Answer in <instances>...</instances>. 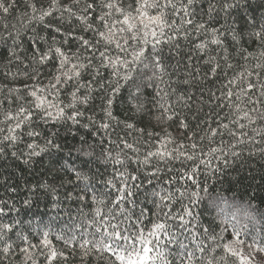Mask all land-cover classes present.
<instances>
[{
	"label": "trees",
	"instance_id": "trees-1",
	"mask_svg": "<svg viewBox=\"0 0 264 264\" xmlns=\"http://www.w3.org/2000/svg\"><path fill=\"white\" fill-rule=\"evenodd\" d=\"M32 2L43 10L50 4V0ZM96 2L100 3V0ZM122 2L127 6L134 4L135 0ZM177 2L179 6L187 0ZM222 2L193 0L191 17H185L183 13L173 16L168 10L167 18L169 22L175 20L178 33L174 36L173 31L165 29L166 35L157 45L149 37V42L141 45L146 56L135 64L131 55L110 46L108 54L113 59L119 55L129 61L127 68L117 66L119 76H112V67H100L99 51H103V47L86 49L79 39L83 37L95 43L93 29L100 24L96 19L101 15L99 7L93 9L89 17L88 23L93 29L86 30L87 24L66 12L55 11L52 16L45 17L43 23L27 20L32 15L27 6L29 0H6V4L13 7L8 13L0 10V207L5 210L0 215V223H11L14 230L0 242V264H32L20 251L25 247L20 239L22 236H27L31 244L38 246L30 250L35 264H49L47 250L41 246L44 232H48L52 248L63 253L51 264H119L109 252L91 251L85 255V249L81 247L84 238L99 239L90 223L96 207H101L105 213L108 208H112L114 214L119 212V207L110 203L115 198V189L106 183L118 171L136 175L137 180L129 183L139 185L133 189L135 196L131 199L134 204H123L131 219L124 220L122 228L138 231L135 222L143 210V224L140 226L147 233L159 212L152 194L164 188L176 192L172 212L181 209L182 204H188L191 193H198L192 197L196 203L190 207L194 217L192 223L198 226L199 240L208 249L204 254L205 261L210 256L219 258L224 255L220 249L213 251L215 244L211 237L230 241L234 229L240 231V239L246 244H251L253 238L264 242V119L261 118L264 116V96L259 91H249L252 100L260 101L257 104L249 103L243 97L237 100L236 95L226 96L229 90L239 94L240 89L246 87L240 79L241 75H247L245 69L251 71L257 63L264 64V59L260 58V53L264 52V39L255 36L264 29V0H227L233 5L227 11L221 9ZM62 4L71 5V0H62ZM84 4L85 0H81L78 6H74L77 15ZM187 18L193 19L194 23L184 25L182 21ZM199 23L223 33L219 36L223 43L212 44L208 32H197L196 24ZM56 27L61 31L55 32ZM40 36L44 40H39ZM53 38L70 57L79 55V61L73 58L68 67L78 62L88 65L91 60V65L81 70L78 81L91 84V98L88 104L79 106L84 115L78 117L77 123L71 120L45 123L36 116L17 129L19 139L11 144L3 137L9 135L7 130L15 121H7L5 116L29 105L32 97L28 92L33 86L48 85L57 70L58 60L36 65L32 56L36 47L46 50ZM201 43L206 44L203 50L196 47ZM135 47L132 42V48ZM156 60H159L160 68L156 67ZM213 67H217L215 73ZM36 71L40 74L33 80L31 76ZM256 71L260 73V79L258 81L253 76L251 81L255 84L264 82V70ZM125 75L129 76L127 80L123 79ZM234 77L237 85L229 89L228 82ZM75 83L73 81L61 89L60 100L64 104L70 102L69 93L75 90ZM100 83L105 84V89H100ZM117 83L119 91L111 96L110 111L114 119L107 120L104 114L106 98ZM87 93V88H81L78 94ZM237 104L244 111L259 110L250 113L254 122L240 120L245 125L243 129L233 123L242 115L236 111ZM139 105L143 107L138 110ZM160 105L169 111L165 114ZM71 111L68 110V115ZM102 122H108L110 127L101 128ZM182 122L186 127H181ZM126 124L133 127L127 128ZM224 124L228 125L227 129L221 127ZM210 129H217V134L213 136ZM29 131L39 135L30 137L27 135ZM49 139L59 147L47 148L39 156L29 155L32 151L27 148L29 143L44 148ZM238 140L241 143H237ZM125 143L133 147L126 148ZM192 144L197 145L196 149H192ZM162 147L169 151L178 150L177 154L183 151L194 158L188 160L182 156L160 161L149 157V164L142 163L148 152ZM233 152L239 155L234 157ZM117 160L123 163H117ZM154 168L160 171L149 175ZM75 172H80L87 180L77 179ZM185 172L191 173L193 179L189 180ZM86 185L88 195L81 201L78 197L85 194ZM180 192L186 193L183 199ZM93 195L104 200L107 207L94 204ZM26 200L29 203L25 204ZM117 219L123 220V217ZM204 229L208 230L207 233ZM180 239L194 247L190 237L185 239L182 235ZM6 244L12 245L7 254L3 251ZM161 246L168 253V260L178 264V245L162 237ZM245 253L251 258L255 254L264 255L260 251L248 253L247 248ZM197 264L201 262L197 261ZM217 264L223 262L218 259ZM228 264L236 262L229 258Z\"/></svg>",
	"mask_w": 264,
	"mask_h": 264
},
{
	"label": "snow or ice",
	"instance_id": "snow-or-ice-1",
	"mask_svg": "<svg viewBox=\"0 0 264 264\" xmlns=\"http://www.w3.org/2000/svg\"><path fill=\"white\" fill-rule=\"evenodd\" d=\"M81 0H71V5L62 4V0H50L49 7L46 10L42 8H37L36 3L29 0L28 7L31 9L32 15L27 17V20H35L41 23L44 22L45 17L52 16L55 11L66 12L69 16H76L78 20L87 24V29H93V25L88 23L89 17L92 14V10L99 7L101 9V15L96 17L100 22L93 30L96 34L95 43H92L88 39L80 37L79 39L82 42V45L86 49L99 50V47H103V51H99L100 67H112L114 70L112 76H119L118 65H122L127 68L129 61L123 59L121 56L117 55L113 59L108 53L110 46L115 47L119 52H124L132 57V63L142 61L146 56L145 49L141 47L143 44L149 42V37L152 38L154 45L160 44L162 38L166 35L165 29L173 31L174 36L178 33L179 29L176 26V22L173 19L169 22L167 18V11L171 10L173 16H178L181 13L185 17H191L193 14L190 11V8L193 4V0H187V3H180L178 6L177 0H135L134 4H129L125 6L122 0H100V3H97L96 0H85L83 8L78 9L80 15H77V11H74V6H78ZM13 7L12 4H6V0H0V10L4 13H8L9 9ZM222 10L227 11L232 8L233 5L228 3L227 0H223L220 4ZM210 8H214L213 5H210ZM153 11L155 14H152ZM27 16V14H25ZM27 20L25 21L27 23ZM184 25H192L194 23L193 19L187 18L183 19ZM51 27V25H46ZM103 29V30H102ZM55 32H60L61 29L56 27ZM196 31H206L208 32L212 39L211 43L220 45L223 42L219 39L220 35L223 33L218 32L216 28H207L205 23L196 24ZM71 35V33H69ZM169 37V40L173 39ZM257 39H264V29L255 33ZM39 40H44L43 36L38 37ZM132 42H135L136 47L132 48ZM197 48L203 50L206 47V44L201 43L196 45ZM129 48H132V51L129 53ZM15 55V53H13ZM251 55V54H249ZM79 61L80 57L77 54H73L70 57L66 54L61 46H57L55 39L53 38L52 44H50L46 50H41L39 47H36L32 60L36 65H44L46 61L51 59L58 60V67L56 72L50 77L49 83L47 86L35 85L28 92V95L32 97V100L29 102L28 106H21L15 114L9 112L5 116L7 121H15L14 126L8 128L9 135H5L3 139L15 144L19 139L18 134H16L17 129H20L22 125L29 123L34 117L39 116L41 120L45 123L49 121H66L71 120L73 123L78 122V117L84 115L82 111L79 110L80 105H86L89 103L91 98L92 87L91 84H80L79 77L81 75V70L91 65V60H89L88 65L84 63H75L71 64V67L68 65L71 63L72 59ZM248 57H245L247 59ZM260 58L264 59V52L260 53ZM156 67L160 68L159 60H156ZM218 67V65H217ZM217 67L212 68V72L217 71ZM231 67V65H229ZM256 69L264 70V64L257 63L253 70L249 71L245 69L247 73L246 76L241 75L240 79L242 82L246 83V87L240 89V93L236 94L233 91L229 90L226 93L228 98L236 95V99L240 100L241 97L247 99L249 103L257 104L259 100H252L249 97V91H259L261 96H264V82L255 84L251 81V77L255 76L257 80L260 79V73ZM39 72L36 71L31 79L36 80L39 76ZM128 75H125L123 79L127 80ZM96 80V77H93V81ZM76 81L74 87L75 90L69 93L70 102L64 104L60 100L61 89L67 85ZM237 85V78H233L228 82L229 89L231 86ZM100 89H105V84H99ZM25 88H28L25 85ZM81 88H87L88 93L85 95H79ZM120 85L117 83L115 87L111 88V93L106 98V107L104 108V114L107 120L114 119L112 112L110 111L113 100L112 95L119 91ZM52 97V99H49ZM231 104V100L229 101ZM143 105L138 106L142 108ZM161 108H164L163 105H160ZM236 111L242 113V115L237 116L236 120L233 123L237 124L241 129L245 127L244 124L240 123L241 119H246L249 123L254 122L251 112L259 111L256 108L249 109L244 111L243 108L237 104L235 105ZM71 109V115H68V110ZM169 110L164 108L165 114ZM168 119H171V116H167ZM264 119V116L261 117ZM88 125H85L87 127ZM100 127L103 129H108L110 124L108 122H102ZM127 128H132V124H126ZM181 127H186L182 122ZM222 128L227 129L228 125H221ZM212 135L217 134V129H210ZM28 136H37L39 133L35 131H29ZM235 135V133H232ZM243 135V133H242ZM241 143V141H237ZM56 147L59 145L53 143L52 139L46 141L44 148H41L36 143H29L27 145L28 149L32 151L29 155L39 156L41 152L45 151L47 148ZM126 148H132L131 144L125 143ZM181 148L184 145H180ZM192 149H196L197 145L192 144ZM178 150L169 151L166 147L162 149H157L155 152H148L147 156L143 160V164H149V157L158 158L160 161H166L171 159H180L184 156L188 160H192L193 155H188L183 151ZM213 152H216L217 149H212ZM15 155V153H13ZM238 153L233 152L232 156H238ZM219 158V157H217ZM117 163H123V161H116ZM225 160V164H227ZM75 171V170H74ZM159 168H154L152 173L149 175H155L159 172ZM195 169H193V172ZM77 179L87 180L86 176H83L80 172H75ZM184 175L187 176L189 180L193 179L191 173L185 172ZM137 176L134 174H127L126 172H116L115 176L108 180L106 183L113 189H115V198L110 201L112 205L119 207V212L113 213L112 208H108V211L103 212L101 207H96L94 209V219L90 223L95 228V234L99 235V239H87L84 238L81 247L85 249V255L91 251L96 252H109L115 261L119 264H172L168 260V253L165 252L164 247H162V237L167 238L169 243L178 245L179 252L177 253L176 259L178 264H197V261H200L201 264H217L218 259L222 261L223 264H228L229 258L234 259L236 264H251L250 255L245 253L247 248L248 253L254 251L264 252V242L256 240L253 238L251 244H246V242L240 239V231H233V239L230 241H225L223 237L217 240L215 236L211 237L212 243L215 244L216 249L222 250L224 255L219 258L215 256H210L206 261L204 260V254L208 249L203 245V242L199 240V233L197 231V225L192 223L194 219L193 213L190 205L196 203V200L192 199L198 195V193L193 192L188 197V204H182L181 209L176 212L171 211L173 203L176 201V192L168 189L161 188L160 190L153 192L154 202L156 203L157 209L159 212L156 214V219L152 223L151 228L145 233V230L142 226L144 211H141L140 218L135 222L138 228V231H129L128 228H122L121 224L124 220H130L131 215L128 213V210L123 207L125 202L132 201V197L135 196L134 188L139 187L134 183H129V181H136ZM118 181L119 183H117ZM151 183V181H149ZM166 183H171L167 181ZM193 183L195 181L193 180ZM178 191V190H176ZM88 195V186H85V194L79 196L78 198L83 201ZM185 192H180L179 196L181 199L185 197ZM71 194H69V199H71ZM94 204L105 205L104 200L97 199L95 195L92 196ZM29 201H25V204ZM167 209V210H165ZM4 208L0 207V215L4 214ZM123 217V220H118L117 217ZM162 217V218H161ZM175 229V230H173ZM14 230V225L11 223H0V242L4 241L7 237V233ZM207 229H204V232L207 233ZM186 234V235H185ZM48 232L43 233V239L41 240V246L47 250L46 259L51 264L57 257H62L63 253L57 252L51 246V241L48 239ZM184 236L185 239L191 240V244L194 247H191L190 244L184 243L180 236ZM20 239L24 242L25 247L21 248L20 251L25 254V260L31 261L32 264H35V261L32 260L30 250L37 248V245L31 244L27 236H22ZM72 239H75L73 237ZM12 248L11 244H6L3 248L4 253H9ZM199 253L200 255H197Z\"/></svg>",
	"mask_w": 264,
	"mask_h": 264
},
{
	"label": "rangeland",
	"instance_id": "rangeland-1",
	"mask_svg": "<svg viewBox=\"0 0 264 264\" xmlns=\"http://www.w3.org/2000/svg\"><path fill=\"white\" fill-rule=\"evenodd\" d=\"M254 255V254H253ZM255 255H257V254H255ZM252 256V258H251V264H264V255L263 256ZM255 257H256V259H255Z\"/></svg>",
	"mask_w": 264,
	"mask_h": 264
}]
</instances>
